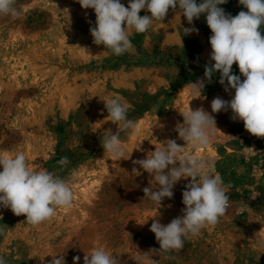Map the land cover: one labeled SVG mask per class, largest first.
I'll list each match as a JSON object with an SVG mask.
<instances>
[{
	"label": "rangeland",
	"instance_id": "374dc122",
	"mask_svg": "<svg viewBox=\"0 0 264 264\" xmlns=\"http://www.w3.org/2000/svg\"><path fill=\"white\" fill-rule=\"evenodd\" d=\"M121 3L127 7L129 0ZM17 7L20 18L0 17V152H23L28 163L71 178L74 198L36 227L25 222L26 216L0 208V228L7 226L0 234V256L7 264H50L56 255H64L65 264L79 256L83 264L96 246L120 264H145L142 253L160 247L150 231L153 219L167 225L182 215V192L191 178L177 182L173 198L159 207L144 199L143 188H157L154 177L132 161L168 139L186 146L175 128L189 107L213 115L217 129L208 145L186 146L185 152L214 165V173L230 185V207L217 225L186 239L182 250L149 252V257L158 264H264V176L253 175L264 172V138L231 120L230 110L212 113L215 97L234 95L224 91L219 72L205 82L202 96L191 94V83L204 78L211 53L206 14L189 25L170 9L146 32L130 30L132 49L116 56L93 43L89 29L95 12L77 0H17ZM220 7L233 16L246 11L239 0ZM192 26L199 33L183 35V28ZM260 31L264 36V27ZM233 74L241 75L236 64ZM114 97L137 122L134 133L120 134L127 160H116L101 146L108 131L118 129L105 108ZM62 157L71 163L61 166ZM133 167L142 174L132 173Z\"/></svg>",
	"mask_w": 264,
	"mask_h": 264
},
{
	"label": "clouds",
	"instance_id": "9594fccd",
	"mask_svg": "<svg viewBox=\"0 0 264 264\" xmlns=\"http://www.w3.org/2000/svg\"><path fill=\"white\" fill-rule=\"evenodd\" d=\"M77 2L83 9L95 12V25L89 29L93 43L102 45L116 56L132 49L130 30L146 32L154 20L162 22L170 9L180 12L189 25L206 14V24L212 33L209 37L211 53L204 66V78L191 83V94L195 98L202 96L205 82L211 83L214 74L219 72V83L224 86V91L230 93L234 90V95L231 100L215 97L211 102L212 113L230 110L231 120L242 121L249 134L264 138V36L260 31L264 27V0H239V5L246 11L241 10L235 16L220 7L228 0H202L200 3L197 0H129L127 7L121 0ZM142 10L149 14L141 16ZM21 16L17 0H0V17L18 19ZM193 33L198 34L199 30L194 26L183 28V35ZM83 49L88 53L87 49ZM234 64L241 75L233 74ZM105 108L118 129L115 133L108 131L101 139V146L116 160H127L130 155L125 157L120 134L134 133L137 122L128 118V106L122 104L119 97L105 102ZM182 116L183 123L178 122L175 131L185 145L192 149L208 145L212 131L217 129L215 117L202 107L195 110L189 107ZM186 146L168 139L163 147H155V151L148 152L146 158L132 161L133 165H139L140 169L154 177L151 181L156 182L157 188H143L144 199L155 202L159 207L165 198H173L177 182L191 178L182 192L185 206L181 210L182 215L173 218L167 225L153 219L150 231L160 247L149 252L182 250L186 239L199 235L206 227L217 225L230 207V185H225L220 174L214 173L211 162L186 153ZM58 163L67 166L71 162L62 157ZM0 167V208L9 209L15 216H26L28 224L39 226L54 218L58 208L71 206L74 198L71 178H63L39 164L28 163L23 152H0ZM243 171V168L239 169L238 174ZM132 173L136 176L142 174L136 167H133ZM253 175L259 180L264 172L257 170ZM6 228H0V234H5ZM260 243L264 246V241ZM149 252L142 253L145 264H158L149 257ZM52 257L50 264H65L64 255ZM79 260V256L74 257L73 264H78ZM0 264H7L3 256H0ZM83 264H120V261L105 247L96 246L84 255Z\"/></svg>",
	"mask_w": 264,
	"mask_h": 264
}]
</instances>
